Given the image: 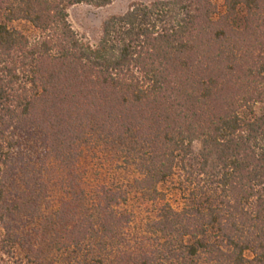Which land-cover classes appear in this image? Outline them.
I'll return each mask as SVG.
<instances>
[{
	"label": "trees",
	"instance_id": "1",
	"mask_svg": "<svg viewBox=\"0 0 264 264\" xmlns=\"http://www.w3.org/2000/svg\"><path fill=\"white\" fill-rule=\"evenodd\" d=\"M222 1L137 0L92 45L70 8L113 0H0V260L264 264V0ZM87 151L139 177L89 190Z\"/></svg>",
	"mask_w": 264,
	"mask_h": 264
},
{
	"label": "rangeland",
	"instance_id": "2",
	"mask_svg": "<svg viewBox=\"0 0 264 264\" xmlns=\"http://www.w3.org/2000/svg\"><path fill=\"white\" fill-rule=\"evenodd\" d=\"M137 0H113L109 5L98 7L89 4H78L70 8V20L75 30L90 44L97 45L103 35V26L106 20L114 16L123 15L131 5ZM144 2H153L157 0H141ZM218 5L222 10L223 1L217 0ZM27 33L32 34L33 28L29 24L23 22L17 24ZM34 34V33H33ZM99 158L97 155L87 151L80 161L82 173L85 175L86 187H96L105 183H132L133 180L139 177L138 171L134 167H126L122 160H108ZM180 179L175 177L168 183L162 185V190L167 195V200L176 208L181 209L184 205V196L179 191ZM128 209L135 215L133 224L134 232H141L146 227V224L152 221L158 212L156 206L149 203L143 196L138 193H132L127 205L122 206ZM1 255V252H0ZM1 257V256H0ZM6 258H9L7 255ZM17 258L23 257L19 252ZM18 259H11L9 263L0 260V264H21Z\"/></svg>",
	"mask_w": 264,
	"mask_h": 264
}]
</instances>
